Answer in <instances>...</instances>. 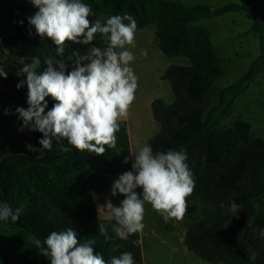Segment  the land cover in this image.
Returning <instances> with one entry per match:
<instances>
[{
  "label": "trees",
  "instance_id": "trees-1",
  "mask_svg": "<svg viewBox=\"0 0 264 264\" xmlns=\"http://www.w3.org/2000/svg\"><path fill=\"white\" fill-rule=\"evenodd\" d=\"M91 7L93 22L103 23L112 15H132L137 29L157 27L156 37L162 53L169 58H187L190 66H172L163 75L175 96L167 105L162 100L153 102V116L160 133L151 141L154 154L169 149L187 153L188 167L193 173L195 188L191 195L201 202L212 203L226 220L198 221L189 230L186 243L191 253L215 264H264V216H256L254 202L264 194V140L253 138L251 125L236 123L220 131L216 115L224 102L227 108L256 79L264 67V0H241L219 8L208 5L187 7L169 0H81ZM38 9L30 0H0V67L8 72L0 77V204L13 209L23 207L17 222L0 221L18 228L43 241L52 231L71 228L77 239L95 240V253L110 262L113 256L131 252L134 264H143L139 233L127 240L112 231L115 219L98 218L95 196L105 190L109 176L131 170L129 138L125 124L116 133V147L104 155L80 151L53 138V147L37 152L15 142L8 133L5 120L13 131L31 137L30 145L41 148L43 134L21 131L23 121L17 107L27 109V85L17 89L26 75L17 76L25 64L39 56L43 73L44 58L55 55L56 45L47 37L41 38L28 22ZM249 12L254 17L253 29L259 34L262 55L252 62L246 74L221 93L220 104L208 113L203 109L205 97L218 79L224 76L217 58L210 31L196 25L199 21L219 18L229 13ZM23 21L21 24L20 22ZM31 32V35L29 34ZM107 42L96 35L92 45L66 42L64 56L73 51L84 54L91 46L102 49ZM69 71L72 62L66 61ZM50 110L56 101L46 97ZM226 108V109H227ZM224 109V110H226ZM7 112V114H5ZM60 144L70 149L61 151ZM129 162L125 164L124 158ZM235 202L240 206L234 217L228 209ZM99 224L107 226V238L99 233ZM254 257V258H253ZM0 264H43L16 254L0 253Z\"/></svg>",
  "mask_w": 264,
  "mask_h": 264
},
{
  "label": "clouds",
  "instance_id": "clouds-1",
  "mask_svg": "<svg viewBox=\"0 0 264 264\" xmlns=\"http://www.w3.org/2000/svg\"><path fill=\"white\" fill-rule=\"evenodd\" d=\"M30 3L38 11L27 18L29 24L37 35L49 38L56 45V52L44 58L47 68L43 73L37 74L41 63L37 56L31 63H24L16 74L26 75V81L21 80L17 89L25 83L28 89L27 109L16 108L23 121L20 130L28 128L43 134L39 141L41 148L26 147L32 152L50 151L53 138L57 143L66 139L80 151L104 155L106 146L116 147L119 121L127 117L136 99L139 78L130 66L136 60L130 49L136 47L137 21L125 13L112 15L103 23L100 19L93 22L89 19L94 15L91 7L81 0H30ZM97 34L107 42L106 47L91 46L84 54L73 51L64 56L66 42L92 45ZM141 55L146 56L147 51L142 50ZM66 61L72 62L70 71ZM7 76L8 72L0 67V77ZM46 97L56 101L47 112ZM59 146L61 151H70L62 144ZM132 154L135 157L132 170L121 174L111 187L113 197L119 193L125 198L119 206L110 199L103 206L115 219L112 231L122 240L143 231L145 203L165 222L182 220L188 210L187 198L195 188L183 147L154 154L152 147L144 144ZM123 162L127 164L129 158L125 157ZM138 188L142 189L141 194L135 191ZM239 209L233 202L228 212L236 217ZM22 211L23 207L13 209L7 203L0 204V221L10 219L15 223ZM98 227L99 233L107 238V226ZM261 234L264 235V230ZM33 242L50 264H134L131 252L106 261L95 253V240L81 242L71 228L52 231L43 241L34 238Z\"/></svg>",
  "mask_w": 264,
  "mask_h": 264
},
{
  "label": "rangeland",
  "instance_id": "rangeland-1",
  "mask_svg": "<svg viewBox=\"0 0 264 264\" xmlns=\"http://www.w3.org/2000/svg\"><path fill=\"white\" fill-rule=\"evenodd\" d=\"M169 1L181 2L185 6L210 5L219 8L229 3H238L241 0ZM196 25L203 26L210 31L211 40L213 42L217 58L219 59L224 72V76L217 80L204 99L203 109L206 113H208L212 108L220 104L221 93L223 90L237 82L246 74L252 62L257 60L262 55V50L259 34L253 29L254 17L249 12L229 13L219 18L201 20ZM178 60L182 62L183 66L191 65L187 58L179 57ZM145 76V78H139L141 81V88L138 89V91H144L146 95L149 96L151 92L155 90L156 83L153 80L152 72L146 71ZM167 86L168 87L165 89L166 92L172 90L169 89L171 88L169 83ZM228 102L229 101L224 102V105L220 108L216 115L217 129L225 131L232 128L238 122H244L251 125L253 138H262L264 140V67L259 71L255 81L232 101L229 108L226 107L229 104ZM5 123L10 137L15 142L24 147H26V145H30L31 137L29 135L17 134L13 131L6 120ZM187 204L188 210L191 212V217H195L194 224L198 221L210 219L218 220L220 222L226 220L225 215L220 213L214 204H205L194 195H190L187 198ZM146 209L147 208L145 207V210ZM254 209L256 216H264V194L254 202ZM154 214L155 218L151 221L153 229L164 234L167 232L166 229L168 228L172 231V220L165 222L159 213L154 212ZM144 217L147 216L144 215ZM34 238V236L21 229L0 223V253L16 254L20 257L32 260H41L43 264H50V260L43 256L39 249L35 248V244L33 242ZM173 247L175 254L174 256H169V249L158 245L159 250L162 251V255H160V257H162L161 261H168V264H195V261L198 258L197 255L191 253V255L187 257L182 252L181 245H179L178 241L173 242ZM146 251H149V256H147L148 254H146V256L148 261H150V255H154L151 254L149 245L146 246ZM151 260L154 261L153 259ZM201 262L205 261L201 259Z\"/></svg>",
  "mask_w": 264,
  "mask_h": 264
},
{
  "label": "crops",
  "instance_id": "crops-1",
  "mask_svg": "<svg viewBox=\"0 0 264 264\" xmlns=\"http://www.w3.org/2000/svg\"><path fill=\"white\" fill-rule=\"evenodd\" d=\"M210 7L216 8L213 6ZM156 30L157 27L155 25H150L143 29H137L135 34L136 47L130 49L136 56V60L130 65L134 69L135 75L138 78H145L146 71L152 72L153 80L156 83L157 87H155V90L152 91L148 96L144 91H138V89L141 88V81L138 79L139 85L135 94L136 99L130 107L127 117L122 118L119 121L120 123L125 124L129 138L131 170L132 163H134L135 161V157L132 153L137 152L141 147H143L144 144L150 145L151 141L159 135L161 130L153 116V102L162 100L170 105L175 102L173 90H170L169 92L165 91L166 87H168L167 84L169 82L163 80L162 77L165 72L172 66H183L182 62L178 60L179 57L169 58L162 53L159 46V41L156 37ZM142 50L147 51L146 56L141 55ZM170 87L171 88L169 89H172L171 84ZM121 174L123 173L109 176L105 181L104 192L95 196L94 198L97 215L101 220L114 219L103 207L106 200L110 199L115 206H119L120 202L125 198L122 194L119 193L114 197L111 195L112 184L119 178ZM135 191L138 194H141L142 189L138 188ZM145 207L147 208L144 214L147 217H144L143 220L145 227L143 231L139 232V244L141 247L143 264H168V261H161L162 257H160V255H162V251L159 250L158 245L169 249V256H174L175 250L173 247V242L175 241H178L179 245H181L182 252L187 257H189L191 255V252L189 251L186 243V236L195 222V217H191V212L188 210L182 220L172 219V231H170V229L168 228L166 229L167 232L164 234L153 229L152 227L151 221L155 218L154 212L156 211L153 210L151 205L148 203H145ZM147 245H149L151 254L154 255H150L149 258L153 259L154 261H152L151 259L150 261H148L147 259V256H149V251H146ZM146 254L148 255L146 256ZM197 260L195 261V264H215L203 259L202 260L205 262H201V258L199 257L197 258Z\"/></svg>",
  "mask_w": 264,
  "mask_h": 264
}]
</instances>
